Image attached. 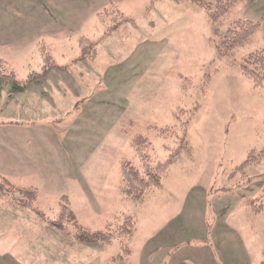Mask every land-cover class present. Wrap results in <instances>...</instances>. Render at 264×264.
Here are the masks:
<instances>
[{
	"label": "rangeland",
	"instance_id": "1",
	"mask_svg": "<svg viewBox=\"0 0 264 264\" xmlns=\"http://www.w3.org/2000/svg\"><path fill=\"white\" fill-rule=\"evenodd\" d=\"M29 1L0 0V57L17 79L43 70V52L67 64L82 38L119 25L94 54L25 92L0 82V175L37 189L33 209L0 191V264H264V196L261 210L246 202L264 192V157L238 168L264 150V87L239 66L264 48V0L216 18L191 0ZM23 9L24 21L14 14ZM240 19L258 28L223 54L222 33ZM130 125L148 137L150 164L179 149L138 198L119 186L143 174L119 131ZM62 195L79 225L114 233L131 216L135 230L96 243L63 235L36 216L56 220Z\"/></svg>",
	"mask_w": 264,
	"mask_h": 264
},
{
	"label": "trees",
	"instance_id": "2",
	"mask_svg": "<svg viewBox=\"0 0 264 264\" xmlns=\"http://www.w3.org/2000/svg\"><path fill=\"white\" fill-rule=\"evenodd\" d=\"M196 5H203V7L209 11L211 18H216L221 15L224 11H226L230 6L237 3L240 0H191ZM213 9V10H212ZM118 11L115 6L111 7V11ZM212 10V12H211ZM211 12V13H210ZM103 13H107L105 10ZM98 15H101L99 13ZM121 17V14H118ZM130 21V19H122V22ZM119 22L113 23L109 26V29L106 30L104 35L98 38L96 41H91L90 39L82 38L79 41L80 48L78 56L74 57L67 64H57L53 58L47 53L43 52L40 56L45 66L41 72L35 73L32 71L31 74L26 76L24 79H17L13 70H6L3 68V65H9L3 58L0 57V82L5 83L8 86V94H20L25 92L27 88L31 85L32 82H35L37 77H44L46 73L52 70H68L69 67L73 64L76 65L81 61H84L87 56L94 54L96 52L97 44L104 39L106 36L110 34L117 26ZM258 24L256 22L240 19L233 21L229 27L222 33V38L219 41V50L223 54L229 53L234 48L243 44L246 40H248L257 30ZM43 42H39V52L43 47H45ZM89 59V58H88ZM69 64V66H68ZM241 73L248 78L254 86L264 87V48H259L247 54L242 62L239 64ZM189 120L185 121V126L182 131V138L180 140V144L182 145L185 141L186 137V124ZM133 129L132 125L125 129H120L119 131L125 135H127L130 139V144L136 151L137 156L143 160V166L141 168V174L138 175L139 172H136V169L129 171L127 174V178L124 176L122 181L120 182L121 192L128 194L129 198H138L140 195V188L151 187L154 184H159L161 177L168 171V167L170 166L171 156L177 153L175 150L171 153V156L166 158L163 161H159L155 164H150L146 161V148L150 145L149 139L146 135H142L140 133H131ZM162 130V129H161ZM173 132L172 134H174ZM170 134V135H172ZM178 137V135H177ZM177 138V142H178ZM180 147V145H179ZM260 157H264V150L260 152L257 157L250 156L249 159L245 160L238 168L242 169L243 166L251 162L252 160H258ZM251 159V160H250ZM145 171V173L143 172ZM148 176V178H147ZM147 178V179H146ZM133 186L138 190L131 186ZM226 190V189H224ZM0 191L9 196L13 203L21 208H34L33 200L36 196L37 189L30 185H23L19 182H14L10 178L0 175ZM135 191V193H134ZM127 196V195H124ZM264 192L261 194L260 198L257 199H249L246 202L247 206L251 211L253 210H261L262 204L257 203L263 198ZM66 196L62 195L60 197V210L58 214V218L55 220L50 219L44 213L36 211V216L41 221H45L48 226L52 229H55L66 235L68 237H73L77 241L81 243H96L102 242L104 240H108L112 238L117 233L118 235L124 236L128 239L135 230L133 218L131 216H127L122 225L118 229H114V233L109 232L108 230L101 231H92L90 228L86 226L79 225L77 223L76 217L71 210V208L66 203ZM68 225H72L76 231L71 233L68 231ZM121 259V256H119Z\"/></svg>",
	"mask_w": 264,
	"mask_h": 264
},
{
	"label": "crops",
	"instance_id": "3",
	"mask_svg": "<svg viewBox=\"0 0 264 264\" xmlns=\"http://www.w3.org/2000/svg\"><path fill=\"white\" fill-rule=\"evenodd\" d=\"M26 1L30 2L29 0H24V2H26ZM25 10L23 9V10H20L19 12H14V14H16V16L19 15L20 20L24 21V19L26 18V11H27V10L26 11ZM27 14H28V12H27Z\"/></svg>",
	"mask_w": 264,
	"mask_h": 264
}]
</instances>
